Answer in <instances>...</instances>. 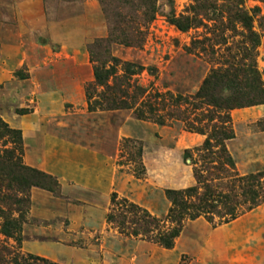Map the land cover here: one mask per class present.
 Returning <instances> with one entry per match:
<instances>
[{
	"label": "rangeland",
	"instance_id": "rangeland-1",
	"mask_svg": "<svg viewBox=\"0 0 264 264\" xmlns=\"http://www.w3.org/2000/svg\"><path fill=\"white\" fill-rule=\"evenodd\" d=\"M172 19L188 29L179 31ZM251 53L264 89V0H0V119L22 139L14 147L5 133L0 157L12 152L24 169L57 184L42 180V188L31 185L26 196L19 174L14 180L0 167V213H22L21 239L0 233L9 260L264 264V203L249 212L240 203L239 216L227 225L217 226V217L185 222L171 250L127 229L144 226L143 214L129 205L162 222L161 231L172 228L165 192L196 186L193 170L201 165L197 150L206 136L188 132L186 122L210 133L201 116L206 109L177 108L172 101L195 96L226 62L247 64L244 55ZM109 59L120 62L117 77L125 63L143 68L130 81L144 91L135 108L144 102L146 118L151 107L163 125L137 119L134 110L88 112L84 91L94 84V65L109 68ZM91 92V102L100 101L103 88ZM229 117L234 139L225 147L235 174L264 172V105L232 110ZM212 144L215 153L220 147ZM226 183L218 191L225 192ZM112 214L115 222H108ZM144 228L157 234L151 225Z\"/></svg>",
	"mask_w": 264,
	"mask_h": 264
},
{
	"label": "trees",
	"instance_id": "trees-1",
	"mask_svg": "<svg viewBox=\"0 0 264 264\" xmlns=\"http://www.w3.org/2000/svg\"><path fill=\"white\" fill-rule=\"evenodd\" d=\"M170 23L179 31L184 32L188 29V26L181 24L179 20L172 19ZM97 47L99 48V45ZM244 57L247 64H245V60L243 59L236 65L226 62L224 69L213 72L210 77L202 82L203 85L195 96L190 99L177 97L172 101L177 108L182 103L184 105H190L194 111L203 108L206 109V114H201V116L202 120L208 122L209 125L207 128L211 127L210 133H206L205 128H199L197 127L198 125L195 126L193 123H187L179 115L176 116L178 120L186 122V130L188 132L206 136L201 148L197 150L202 155L200 156L201 165L193 170L196 186L180 191L167 190L165 192L167 199L171 203L166 220L172 226V228L165 232L160 230L159 223L162 222L151 218L146 211L129 205V208L132 210H137L143 214L141 218L142 225L145 226L148 224L157 230V234L154 236L150 235L151 230L144 228V226L142 229L127 228L130 231V236L138 237L140 235L166 250H171L185 222H193L199 218H204L207 222L212 223L213 218L217 217L220 220L217 226L227 225L239 216L237 207L240 206V203L246 206L248 212L264 203V172L238 177L235 174L233 159L225 147V142L234 139V135L230 129L229 112L235 109L264 105V89L262 88L252 53L251 55L246 54ZM110 61L114 64L109 68L105 67L106 63H102L100 66L94 65V84L87 85L84 91L88 112H95L97 110H134L133 113L137 119H150L154 123L163 125L162 118L155 116L156 111L151 107H149L148 112L149 118H146L145 112L141 109L144 106V102L139 104L140 108H135L139 98L143 97L144 91L137 85H132L130 81L133 76L142 73L143 68L134 64L125 63L122 66V76L117 77V67L120 65V62L115 59H109ZM91 62L93 64L98 63L93 60ZM148 71L151 72L152 70L148 69ZM110 78L112 79V83L108 82ZM94 86L103 88V92L100 94V101L91 102L93 99L91 91ZM157 98L160 99L159 96ZM169 99L172 100L173 97L169 95ZM17 112L19 115H23L24 113L23 110ZM196 122L200 124L201 121L197 120ZM212 123L213 125L210 126ZM5 133L12 136L10 142L12 146L21 147L22 139L20 131L8 129V126L0 119V141ZM213 142L216 144V147H220L215 153L210 151L213 147ZM212 155L215 158H212ZM138 157L141 158V149L138 152ZM184 158L185 160L190 158L188 150L185 152ZM213 163H217V166H211L212 168H209ZM0 167L6 168L7 176L14 180L17 179L14 177L15 174H19L20 179L17 180L18 185L21 186L19 190L26 196L31 185L42 188V180L51 182L54 187L57 186L56 182L50 177L34 170L24 169L19 164L18 158L14 157L12 152H3V155L0 157ZM210 170L216 171L217 173L210 174ZM142 171L141 166V174ZM22 173H25L27 178ZM27 173L31 174V176L28 177ZM141 174L138 175L141 176ZM224 179L227 180V183L224 184L225 192L218 191L221 181ZM238 197L241 198V201L238 200ZM15 201L20 206H28L27 199H17ZM112 203L116 206L121 205L119 203L117 205L115 199L112 200ZM16 212L19 215L18 218L9 217L4 212L0 213L2 219L0 233L5 238L15 239L21 233L20 224L22 222V213L20 210ZM108 222H115L113 214L108 215ZM119 226L121 227V233H124L125 226L122 224ZM19 239H21V234ZM9 255L11 253H8L6 248H0V264H11V262L13 264H29L32 261L34 264H37L36 262L50 264L43 259L33 258L31 256H28L26 260L23 258V263H18L12 259L9 260Z\"/></svg>",
	"mask_w": 264,
	"mask_h": 264
}]
</instances>
